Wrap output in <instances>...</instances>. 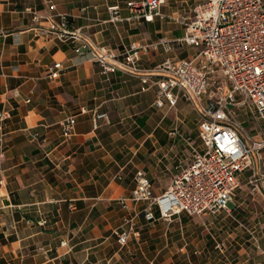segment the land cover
<instances>
[{
  "label": "crops",
  "instance_id": "crops-1",
  "mask_svg": "<svg viewBox=\"0 0 264 264\" xmlns=\"http://www.w3.org/2000/svg\"><path fill=\"white\" fill-rule=\"evenodd\" d=\"M50 1L53 11L46 0H0V111L9 114L0 130V264H157V257L183 251L164 249L168 239L183 236V218L155 223L138 216L139 237L120 246L114 231L142 204L125 210L117 199L130 196L137 170L148 176L153 194H161L179 166L191 160L193 148H202L197 113L191 125L192 105L179 96L173 107L157 108L158 87L151 74L164 58H191L198 48L158 45L141 56L139 73L114 69L104 74L77 55L72 42L60 40L44 17L37 21L22 10L30 6L42 16L66 13L70 27L81 29L90 42L122 53L134 40L154 43L182 36L184 27L174 18L190 17L200 0H164L165 18L117 23L108 21L107 7L119 5L125 17L129 0ZM55 62L62 69L51 79L47 74ZM140 73L149 74L145 90ZM93 112L107 115L96 128ZM70 115H76L75 132L64 138L60 122ZM242 135L250 142L264 131L246 135L243 130ZM261 175L264 152L258 170L239 174L242 200L232 197L226 211L236 221L229 226L237 245L234 264H264ZM158 237H165L166 244L150 249Z\"/></svg>",
  "mask_w": 264,
  "mask_h": 264
},
{
  "label": "built area",
  "instance_id": "built-area-1",
  "mask_svg": "<svg viewBox=\"0 0 264 264\" xmlns=\"http://www.w3.org/2000/svg\"><path fill=\"white\" fill-rule=\"evenodd\" d=\"M46 3L50 11L55 10L50 0ZM163 3L164 0H129L125 17L121 16L119 5L108 6V21L165 18ZM22 12L37 21L44 17L60 40L72 42L74 52L96 64L104 74L114 69L139 73L141 56L158 45L165 50L181 45L198 48L191 58H164L151 74L158 87L153 102L157 108L166 104L173 107L179 96L192 105L199 116L197 131L202 148H193L191 160L179 166L161 194H153L151 181L143 170L136 171L130 196H121L117 201L125 210L133 204L142 207L139 213L126 215L114 231L120 246L126 245L130 237H139L138 216L152 222L180 213L194 216L229 211L240 185L239 174L246 169L258 170L264 152V135L250 142L244 139L233 109L242 106L247 115L264 119V0H200L192 6L190 17L174 18L184 27L182 36L154 43L134 40L122 53L109 45L90 42L81 29L70 27L66 13L42 16L30 6ZM61 69L60 62H55L47 76L56 79ZM139 75L141 90H145L149 74ZM80 112L87 109L81 108ZM8 115L7 111H0V130ZM92 117L96 128L97 120L107 115L93 112ZM75 124L76 115L65 117L60 122L61 135L71 137ZM1 142L2 134L0 151Z\"/></svg>",
  "mask_w": 264,
  "mask_h": 264
},
{
  "label": "rangeland",
  "instance_id": "rangeland-1",
  "mask_svg": "<svg viewBox=\"0 0 264 264\" xmlns=\"http://www.w3.org/2000/svg\"><path fill=\"white\" fill-rule=\"evenodd\" d=\"M233 109L236 111L237 119L242 122L241 126L246 135L258 134L264 131V119H254L251 114H245V108L242 106ZM191 118V125L194 126V121L197 119L196 112L193 113ZM195 139L198 141L197 138ZM240 190V186L235 190L233 201L242 200L238 195ZM246 197L251 199V193ZM179 216L183 218L184 223L187 225L184 227V234L183 236L174 235L168 239V244L164 249L174 246V248L183 247V251H177L169 258L157 257V264L165 263L168 259L170 260L168 264H234L231 257L235 256L233 250L234 248L237 249V245L231 240L229 226H231V222L235 224L236 221L229 213L222 211L216 214L195 216L180 213ZM152 241L154 243L150 249H159L166 244L165 237H158ZM146 244H149V238H147ZM218 244L221 245L218 246ZM251 246L253 247V245Z\"/></svg>",
  "mask_w": 264,
  "mask_h": 264
}]
</instances>
